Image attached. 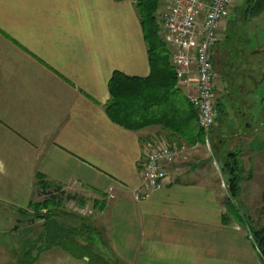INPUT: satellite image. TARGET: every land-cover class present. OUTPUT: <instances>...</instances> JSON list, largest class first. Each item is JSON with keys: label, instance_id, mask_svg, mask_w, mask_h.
<instances>
[{"label": "crops", "instance_id": "obj_1", "mask_svg": "<svg viewBox=\"0 0 264 264\" xmlns=\"http://www.w3.org/2000/svg\"><path fill=\"white\" fill-rule=\"evenodd\" d=\"M247 1L234 0L212 48L214 159L241 155L248 174L233 198L242 223L213 152L198 159V143L169 167L164 188L135 199L144 141L159 129L125 128L105 107L114 71L151 72L134 0H0V206L26 208L48 193L42 183L105 202L96 218L109 246L98 245L118 264H264L248 227L262 225L250 211L251 188L264 197V176L255 178L264 166V37L234 34L230 17ZM41 253L34 264H88L55 246Z\"/></svg>", "mask_w": 264, "mask_h": 264}, {"label": "trees", "instance_id": "obj_2", "mask_svg": "<svg viewBox=\"0 0 264 264\" xmlns=\"http://www.w3.org/2000/svg\"><path fill=\"white\" fill-rule=\"evenodd\" d=\"M134 1L148 46L151 72L146 77H139L127 75L121 71H114L109 81L110 99L106 103V111L114 122L131 130H141L148 127L158 128L157 138L149 137L144 141L145 144L158 138L159 140L177 143L178 145L185 143L188 147L196 143L204 144L206 132L199 124L198 111L178 84L172 60V51L161 32L162 28L158 14L161 1ZM253 4L254 6L252 7ZM243 11L250 13L252 17L261 14L264 11V0H248ZM220 171L227 180V190L231 199H233L238 194L240 189L239 181L244 173L240 153L236 151L227 152L223 158ZM39 184L43 187V190L46 188V185ZM39 205L41 204L37 202L29 204L30 207L34 208ZM95 206L99 211H103L106 204L95 200ZM0 207L7 212L10 211L11 206L2 205ZM15 209L20 213H26L24 209ZM7 218L11 219L10 216H7ZM36 218L46 221L45 234L42 233L40 238L42 242L45 239L47 246L42 251L39 249L38 254L33 256V251L30 250V244L28 243L25 255H15L13 264H34L43 250L54 246L64 249V251L75 258H86L89 264H118L115 261L111 262L113 260L111 250L106 251L107 255L112 259L107 258L108 256L103 258L97 254L94 255L96 257L95 260L90 259L92 250L96 245L101 243L103 246H109L108 239L94 226L87 225L88 227L86 228L90 230L89 233L83 230L85 234H88L87 239H89L86 246H83L76 240L79 232L74 229L69 231L60 228L57 224L56 228L54 225H47L50 220L47 222L44 215L33 216L27 220L24 226L27 228L31 225L35 226L40 221V219L37 220ZM17 221H19V218ZM17 224V228H20L21 225ZM248 227L251 231V236H253V241L257 244L259 252L264 259V224L253 226L250 223Z\"/></svg>", "mask_w": 264, "mask_h": 264}, {"label": "built area", "instance_id": "obj_3", "mask_svg": "<svg viewBox=\"0 0 264 264\" xmlns=\"http://www.w3.org/2000/svg\"><path fill=\"white\" fill-rule=\"evenodd\" d=\"M233 3L234 0H167L163 14V27L172 47L177 79L181 86L189 87L192 82L188 98L198 111L206 142H209L208 136L217 118L212 48L219 40L221 24ZM186 148L189 147L185 143L178 145L159 139L145 144L141 186L135 193L136 200L149 199L164 188L169 167Z\"/></svg>", "mask_w": 264, "mask_h": 264}, {"label": "rangeland", "instance_id": "obj_4", "mask_svg": "<svg viewBox=\"0 0 264 264\" xmlns=\"http://www.w3.org/2000/svg\"><path fill=\"white\" fill-rule=\"evenodd\" d=\"M253 6L254 4L252 5V7ZM164 12L165 9H160V11L158 12L162 33L164 32L163 29ZM230 17L233 20H235L234 21L235 25L233 27L234 34L236 31L240 32L242 30V34H244L246 37L249 35H256V32L259 34V36L264 37V32H263L264 30L260 29V27L262 28V25L261 26L259 25L261 24V22L264 21V12L257 18L256 21L252 20L251 18L252 16L250 13H247L240 9L237 11V13H232ZM178 84L179 85L181 84L179 80H178ZM191 85L192 82L190 83L189 88L191 87ZM208 137H209V142L205 141L204 144L198 143V159H202L206 151L208 153L213 152V154L211 153V155L213 159L215 158L216 144L212 141V132L209 133ZM260 137L261 138L258 139V141L263 146L264 142L262 140H264V132L262 133V135H260ZM189 146H190L189 148H186L178 155L177 161L187 162L191 159L190 156H192V154L195 151H193L191 145ZM262 155L264 157V153ZM215 159L213 160L215 161L214 164L217 167V169L218 167L220 169L222 162ZM263 167L264 166H260L261 169L257 170L255 174L256 179L260 180V178H263L264 176ZM217 172L221 184H223L224 187H226L227 180L225 176H223L221 171L217 170ZM247 174L248 173H246V170L244 169L243 175L246 177ZM256 189H257L256 186L251 188V201L253 200L255 201V206L257 210L255 209V211H250V213L255 219L258 220L260 219V221H262V222L259 221V223L264 224V201H263L264 197L262 196L261 201H259L258 196L254 195ZM44 192H49V193H44L43 197L33 201L35 203L37 202L41 204L37 208L30 206H27L26 208H21L24 209L26 213H20L14 207L13 208L10 207V211L6 212L4 209H2V207H0V264H13L12 262L13 260H15V255L24 256L26 250L28 249L27 247L28 243L30 244V250L33 251L32 252L33 256L34 254H38L37 252L39 251V249H41L42 251V249H44L47 246V244L45 243L46 242L45 239L42 242L40 238L41 234L42 233L45 234L46 231L45 220H42L41 218L38 219L36 218L37 220L40 219V221H38L35 224V226L27 225L28 228L24 226L26 225L27 220L31 219L33 216L39 217L44 215L47 222L48 220H50V222H48L47 225L49 224L54 225L55 228L58 225L60 226V228L69 231L74 229L75 231L79 232V235L76 237V240L83 246H86L89 240L87 239L88 234L84 233V231H88V233L90 232V230H88L86 227L90 225V226H94L99 230L100 228V224H98L99 219H97L96 217L98 216V213L101 211H99L98 208L95 206V199L93 197H91L88 194L77 193V192L74 193L56 188H49V189L45 188ZM236 198L231 199L232 204L228 203V210L233 212H238L241 215V212H243V210L241 207L237 206L236 204L237 201H235ZM45 200H49V201H45ZM238 213H236V215ZM7 216H10L11 219H8ZM239 217L237 216L236 219L240 221V223H242L240 220L242 218L241 216ZM18 218L19 221H17ZM17 223L21 225L20 228H17L18 226ZM55 247L58 248V250H64L60 247L57 246ZM51 253L57 254L59 252L53 250ZM41 254L38 256V260L40 259ZM96 254L102 256L103 258H105L106 256H108L107 258H110V256L107 255V251L104 250L102 247H99V245H96L92 250V255L90 256L91 257L90 259L95 260L96 257L94 255ZM111 262H113V260Z\"/></svg>", "mask_w": 264, "mask_h": 264}]
</instances>
